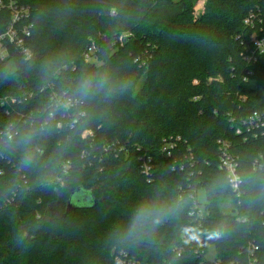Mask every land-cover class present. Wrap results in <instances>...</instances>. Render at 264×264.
<instances>
[{
  "label": "trees",
  "instance_id": "obj_1",
  "mask_svg": "<svg viewBox=\"0 0 264 264\" xmlns=\"http://www.w3.org/2000/svg\"><path fill=\"white\" fill-rule=\"evenodd\" d=\"M17 2L31 10L32 57L11 48L0 59V95L33 94L20 110L41 113L0 141V264H117L121 253L135 264H213L191 249L178 257L183 235L201 236L222 261L255 241L264 264V172L251 162L264 141L245 142L230 120L264 111V55L253 63L241 56L245 19L264 15V0ZM10 18L0 12V32ZM92 41L97 52L87 63ZM147 52L146 65L135 61ZM52 89L80 104L54 107L51 117L44 107ZM85 130L93 136L83 138ZM221 138L239 156L240 200L219 168ZM106 143L125 149L105 153ZM200 189L202 224L189 215ZM226 199L235 206L227 212ZM69 201L77 206L64 217Z\"/></svg>",
  "mask_w": 264,
  "mask_h": 264
},
{
  "label": "built area",
  "instance_id": "obj_2",
  "mask_svg": "<svg viewBox=\"0 0 264 264\" xmlns=\"http://www.w3.org/2000/svg\"><path fill=\"white\" fill-rule=\"evenodd\" d=\"M157 2L158 0H152ZM8 9L11 14L9 23L7 24L5 30L0 32V59L5 60L11 54V48H15L21 55L26 59L32 57V52L28 46V39L32 35V29L34 24L32 22H26L30 18L31 10L30 7L21 5L17 0H0V12ZM245 25L251 31L247 38L242 39L241 44L244 49L241 53L245 62H256L259 56L264 55V15L260 13L251 12L247 15L245 19ZM124 36L120 37L122 41ZM97 52V45L94 41L90 42L89 46L86 48L84 53L85 62L89 63L93 60L95 53ZM149 57L148 52L144 56H138L135 61L139 62L141 65H146L147 58ZM252 72H249L251 74ZM44 90V89H42ZM29 96L20 97L17 95H0V141H11L20 132V124L34 125L36 121H39V113H35L36 116H29L20 110L21 104L27 100ZM80 104L78 99H73L67 94H59L55 89H52L49 95V100L47 105L44 107L45 111H49L52 108H61L67 111L75 110V107ZM34 111L31 112V114ZM50 116L53 117V110L49 111ZM84 112H79V116H84ZM5 118L6 120H2ZM77 118L69 120V124L73 127L77 123ZM235 126V134L241 135L245 142H250L251 140H263L264 141V111L255 110L248 116L240 118V121L230 119ZM237 121V122H236ZM63 127V123L58 122V128ZM83 138L92 137V130H85L83 133ZM178 138L171 137L170 139H165V146L163 150H170L174 148L180 140ZM217 146L220 152L219 155V168L223 170L228 178L231 191L235 194L236 199H241L243 192V178L240 175V163L239 156L233 153L232 143L229 139L221 138L217 141ZM124 145L119 143H106L103 152H114L116 155L120 151L124 150ZM86 154L83 153V157ZM142 173L147 178L148 182L152 181L153 165L152 156L148 153H144L141 157ZM252 167L255 171L264 172V154L260 153L253 158ZM69 167V162L63 164L64 174H67V169ZM4 173L3 169H0V175ZM59 182L62 181L60 176L57 177ZM197 193L194 195L193 208L190 211V217L192 221H196L202 224L201 221L205 219L206 207L205 204H200L198 201ZM263 225H264V210L261 213ZM237 220H244L240 217ZM205 243L201 236L194 235H183V244L174 249L177 256L180 257L186 249H191L199 256H204V260L211 262L213 264H261L258 255L259 245L253 241L249 242L247 246L241 248V255L237 260H224L222 261L216 255L212 258H208L209 250L205 249ZM117 264H135L126 260L125 253H121L116 258Z\"/></svg>",
  "mask_w": 264,
  "mask_h": 264
},
{
  "label": "rangeland",
  "instance_id": "obj_3",
  "mask_svg": "<svg viewBox=\"0 0 264 264\" xmlns=\"http://www.w3.org/2000/svg\"><path fill=\"white\" fill-rule=\"evenodd\" d=\"M172 1H176V0H172ZM127 35H129L128 32H123L122 34H120V36H127ZM8 64H10V67H12V68L14 67L13 63L9 62ZM31 112L27 113V115L35 117L36 116V114H35L36 112H34L32 114H31ZM197 193H198L197 197H198L199 203L202 204V205L205 204L206 203V193L204 192V190L200 189V190L197 191ZM221 207L224 209V211L227 212V211H230V210L234 209L235 206H234V203L232 202V200L226 199L221 204ZM56 216H53V217H56ZM208 250H209V255H208L209 259L216 255V250H215L214 245H209Z\"/></svg>",
  "mask_w": 264,
  "mask_h": 264
},
{
  "label": "water",
  "instance_id": "obj_4",
  "mask_svg": "<svg viewBox=\"0 0 264 264\" xmlns=\"http://www.w3.org/2000/svg\"><path fill=\"white\" fill-rule=\"evenodd\" d=\"M77 205L73 202L69 201L66 207L65 212L63 213V216H67Z\"/></svg>",
  "mask_w": 264,
  "mask_h": 264
}]
</instances>
